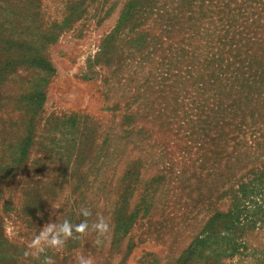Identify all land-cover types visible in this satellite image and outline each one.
<instances>
[{"label":"rangeland","instance_id":"1","mask_svg":"<svg viewBox=\"0 0 264 264\" xmlns=\"http://www.w3.org/2000/svg\"><path fill=\"white\" fill-rule=\"evenodd\" d=\"M225 24L264 57V0H0V264L182 263L264 163V80L237 103ZM101 215L103 245L89 232L24 255L46 224ZM254 223L238 254L216 229L185 264H264L262 210Z\"/></svg>","mask_w":264,"mask_h":264},{"label":"trees","instance_id":"2","mask_svg":"<svg viewBox=\"0 0 264 264\" xmlns=\"http://www.w3.org/2000/svg\"><path fill=\"white\" fill-rule=\"evenodd\" d=\"M226 16L232 15V12H224ZM231 24H225L222 29V34H218L217 36H225L230 37L231 40H236V43L233 45L231 41L223 40L222 38L219 39L218 42L224 45L228 43L227 48L225 46H219L217 50H232L234 48L233 60L229 62H225L223 67L230 69L232 65H238L243 68L242 71L233 72L232 77L235 82L236 87H238L237 94L239 95L236 97V100H239L237 103L240 105L243 104L246 107V104L249 103L251 99V95L254 93L255 88L250 83H255L257 81L264 80V57H262V50H260V45L254 42H250L245 38H242V34L238 33L236 36L233 35L232 31L229 30L231 28ZM138 35L143 37L142 35ZM213 34V32H212ZM236 37V39L234 38ZM215 37V36H214ZM244 41L243 45L241 41ZM257 41V40H256ZM8 43V39H7ZM10 43V42H9ZM24 42H20L18 46L21 48L24 46ZM241 45V46H240ZM215 51L211 52L210 61L212 63L217 62V64L222 62V58L220 56V52L218 54H213ZM229 59V58H226ZM260 59V60H255ZM28 64L39 65L41 67L48 66L45 62L41 61L38 56H27L25 60ZM220 65V64H219ZM217 67H220V66ZM251 70V71H250ZM239 81V83H238ZM238 83V84H237ZM32 95H30L31 97ZM38 96V95H37ZM241 98L247 99L245 102L241 101ZM263 102H261V105ZM238 109H240L238 107ZM239 112H243V109L238 110ZM252 114L242 113V116L239 117V122L243 123L245 118L252 119L254 113L259 115L258 111H254L251 109ZM231 128H235L234 126ZM252 177L241 183L237 186L236 191H234L232 202H230L229 209L223 213L214 212L208 218V220L204 223L201 231L199 234L194 238L193 243L190 244L189 248L186 250V254L182 259L181 264H185L188 261L189 257L191 256H198L202 254V249L204 244L206 243L207 239L211 238V235L218 233L216 229H221L226 233L221 236L219 239L216 238L215 243L223 242V251L227 252L228 255L236 253L238 254L239 249H243L244 247L242 244L237 243V240H240V235L246 228L254 227V218L257 211L264 212V163L258 167L254 174L251 175ZM219 253V252H218ZM235 255V254H234ZM220 255L215 256V260ZM203 262L201 264H212L210 261L208 262V258H202Z\"/></svg>","mask_w":264,"mask_h":264},{"label":"clouds","instance_id":"3","mask_svg":"<svg viewBox=\"0 0 264 264\" xmlns=\"http://www.w3.org/2000/svg\"><path fill=\"white\" fill-rule=\"evenodd\" d=\"M80 212L86 218L92 215L88 208H81ZM89 232L96 233L95 243L98 246L103 245L111 233L110 223L101 215L91 225L87 219L82 220L79 224H72L68 220H64L60 224H46L43 230L30 242L28 245L29 250L24 255L26 257L33 256L38 258L46 247L63 248L68 239H79ZM43 264H55V261L51 257H45ZM77 264H94V260L91 257L79 255L77 257Z\"/></svg>","mask_w":264,"mask_h":264}]
</instances>
